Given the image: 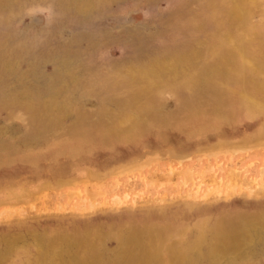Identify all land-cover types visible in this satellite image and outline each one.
I'll list each match as a JSON object with an SVG mask.
<instances>
[{
  "label": "rangeland",
  "instance_id": "rangeland-1",
  "mask_svg": "<svg viewBox=\"0 0 264 264\" xmlns=\"http://www.w3.org/2000/svg\"><path fill=\"white\" fill-rule=\"evenodd\" d=\"M0 264H264V0H0Z\"/></svg>",
  "mask_w": 264,
  "mask_h": 264
},
{
  "label": "bare ground",
  "instance_id": "bare-ground-1",
  "mask_svg": "<svg viewBox=\"0 0 264 264\" xmlns=\"http://www.w3.org/2000/svg\"><path fill=\"white\" fill-rule=\"evenodd\" d=\"M255 62V61H254ZM120 200V198H118V197H116L115 198V200H114V202H117V201H119ZM120 203V202H119ZM159 250V249H158Z\"/></svg>",
  "mask_w": 264,
  "mask_h": 264
}]
</instances>
